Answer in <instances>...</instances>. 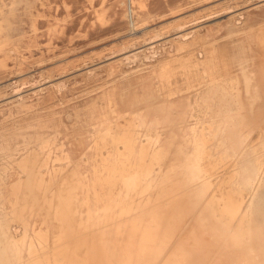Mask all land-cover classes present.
Wrapping results in <instances>:
<instances>
[{
	"label": "rangeland",
	"instance_id": "1",
	"mask_svg": "<svg viewBox=\"0 0 264 264\" xmlns=\"http://www.w3.org/2000/svg\"><path fill=\"white\" fill-rule=\"evenodd\" d=\"M131 8L137 12L132 18ZM11 10H13L12 14ZM0 19L5 27L4 34L8 37V40L0 45V64H2L0 66V73H2L0 74V123L2 122L0 130L9 138L11 137L9 140L12 142V145L7 150L5 148V151L0 147L2 149H0V161H3L0 162V168H6L8 165V169L14 168L22 177L25 171L22 170L21 165L33 153H38L44 158L45 162L42 161V165L40 163L38 165L40 164V169L45 172L46 175L43 172V177L47 178L46 181L52 177L55 179L54 174L64 169L63 167L65 169L69 167L70 164L66 162L61 149L58 148L60 146L58 143L62 141L60 137L72 133L75 122L77 120L79 122L82 114L89 113L88 107L93 104H98V106L100 104L98 108L105 112L103 113L104 118L110 120V126L108 125V128L102 132L109 133L115 141L122 136L129 141L135 138L136 143V137L133 134L138 131L136 128L139 127V117L146 115L161 118L163 113H153L152 110L157 107L153 103L157 100H166L165 91L171 96L175 95L170 101L176 107L184 106L187 102L186 97H179V94L185 95V92L190 89V84L201 82L204 71H208L209 74L214 68L219 67L214 74H221V81L226 92L228 94L236 92L232 73L230 76L224 74L226 73L224 67L232 68L231 72L236 71L237 66L229 67L228 61L233 52L232 44L243 39L244 31L254 34L255 38L251 43L252 53L255 56L254 61L256 65L262 64L264 67V0H133V2L130 0H0ZM6 19L12 22V28H6ZM230 28H242L243 31L238 30L231 34L227 32ZM20 33L22 38L18 40ZM28 44L29 47L26 49L25 46ZM203 53H206L205 56ZM168 71L170 72L167 73ZM228 82L231 85L230 88ZM163 86L166 88L164 89ZM161 88L163 91L159 98L154 99L150 96L146 97V102L140 100V94L143 92L158 91ZM121 92L124 94L122 97H120ZM227 96V98L230 97V95ZM204 98L206 108L209 110L216 108V111L204 115L206 126L213 117L221 113L222 107H218L221 100L216 103L211 92ZM247 112L243 120L242 130L245 134L243 146L256 145L261 136L262 138L264 136V102H255L252 111ZM76 114L78 117H75ZM51 118L55 120L52 121ZM222 121H225V118L222 117ZM63 123L66 124V129L63 128ZM88 127L80 126L79 129L82 130L83 135H86L87 131L92 134L93 126ZM38 129L40 131H37ZM33 130L35 133L38 132V135ZM222 130L220 128L218 131L220 134H213L216 131L212 130V133L207 135L206 145L207 151L211 153L210 161H204L202 157L199 159L200 166L197 168L199 174L195 176L196 180L194 179L193 184L202 191L201 196L206 198L205 204L218 216L220 223L218 234L226 233L229 237L236 234L240 238L243 237L241 243H235V247L243 251H252L256 258H260L261 252L255 251V247L249 244L248 234L244 231L243 225L246 222L250 223L252 217H257L264 225V191L258 201V207L261 209L259 214L257 212L252 214V209L246 206L249 198L247 193L239 194L237 201L239 204L233 205L228 204L220 193L206 191L208 184H211L206 177L208 173L211 174L212 180L224 181L231 174L238 160V150L223 156L225 150L231 146V142L225 140L222 145H217L219 140L225 138ZM117 131L121 133L118 136ZM151 131L152 129L144 133L145 136L141 138L146 141L154 138ZM51 134H54L53 139ZM164 134L166 135L165 132ZM181 134L185 135V133ZM181 134L178 135V140L181 139ZM29 138L30 140L27 141ZM201 141L202 138L200 140L198 138L199 152L203 149ZM42 147L45 148L42 149ZM237 148H241L240 145ZM87 150L89 153L81 157L82 166L89 163L87 161L92 151L91 142L87 144ZM18 157H22L23 162L17 159ZM45 157L48 160H45ZM150 161L151 157L141 162L142 169L137 170L133 181L136 184H132V187L139 190L141 195H145L146 189L150 186L148 181ZM153 162L155 164L158 159L152 160L151 167L154 166ZM165 163L166 160L163 166ZM91 178L92 174H90ZM139 179L145 181L139 182ZM7 180V185L13 184L8 178ZM90 182L92 183V180ZM146 182L149 185L145 187ZM85 208L86 206L81 209L83 215L79 216V220L85 224L79 226L85 228L87 225L86 228H89L90 224L87 222L93 219ZM226 208L233 209L227 210ZM91 211L94 212V209ZM43 219L44 215L35 214L32 217L34 226L36 228L42 226L43 224L40 223ZM6 222L10 225L8 228L11 234H20L23 228L22 223L11 213L7 215ZM48 222L50 227L48 233L50 241L48 242L52 247L61 244V241L55 243L52 241L56 234V225L52 227V222ZM192 225L193 213L190 212L183 216L167 244L185 236L189 226ZM104 227L107 228L109 225ZM262 229L264 230L263 226ZM212 245V248L220 247L218 242ZM168 250L169 247L163 249L161 253L163 258L157 264L164 263L163 259ZM206 260L210 262L211 258H206ZM139 263L138 257L130 262V264Z\"/></svg>",
	"mask_w": 264,
	"mask_h": 264
},
{
	"label": "bare ground",
	"instance_id": "2",
	"mask_svg": "<svg viewBox=\"0 0 264 264\" xmlns=\"http://www.w3.org/2000/svg\"><path fill=\"white\" fill-rule=\"evenodd\" d=\"M130 12L131 18L137 13L133 8ZM5 22L7 29L12 28V22L7 19ZM32 26L34 28V24ZM238 30H242V28H230L227 32L234 34ZM4 31L5 27L0 22V45L8 40ZM244 32L242 40L232 42L233 52L230 60L227 59L229 67L237 66L236 71L231 72L232 68L224 67L226 70L224 74L230 76L232 73L236 92L232 94L226 92L221 81V74H214V71H218L216 69L219 67L213 69L212 65L213 70L209 74L208 71H204L205 74H203L201 82L190 84V89L185 92V95L178 93L179 97H186L187 102L184 106L176 107L170 101L174 99L175 95L171 96L165 91L166 100L155 101L153 104L157 107L152 110L153 113H163L164 115L161 118L146 115L139 117V127L136 128L138 131L134 133L131 129L137 144L135 138L129 141L126 137L119 136L115 141L109 136V133L102 132L108 128L110 120L104 118L103 113L105 112L98 108L100 104L99 106L93 104L88 107L90 112L82 114L79 117V122L78 120L75 122L72 133L60 137L62 141L58 143L60 145L58 148L61 149L64 156L62 157L71 167L64 165L67 168L63 167L64 169L57 171L58 173L54 174L55 179L48 175L47 177L50 179L46 181L47 178L43 177L44 171L40 169V166L44 158L38 153L30 154L24 160L25 163L21 165L22 170L25 171L23 177L14 168L8 169V165L6 168H0V264H130L131 260L137 257L139 264H157L163 258L161 257L163 249L168 247L169 250L164 256L163 264H205L208 262L206 258H211L208 264H264V230L262 229L264 225L259 219L252 217L250 223L246 222L243 225L244 231L248 234L249 244L255 247V251H260L262 254L260 258H256L252 251H243L239 250V247H235V243H241L243 237L240 238L236 234H233V237H229L226 233L218 234L219 218L214 210L205 204L206 198L201 196L202 191L193 184L195 176L199 174L197 171L200 166L199 159L202 157L201 159L204 161H210L211 153L207 151L206 145L207 135L211 134L212 130L216 131L213 134H220L218 131L223 128L222 134L225 135V138L219 140L217 145H222L225 140L231 142V146L225 150L223 156L238 150V160L231 174L224 181L212 180L211 174L208 173L206 177L212 185L208 184L206 191L220 193L228 204L233 205L239 204L237 202L239 194L247 193L249 198L246 206L252 209V214L260 213L258 201L264 191V136L263 138L261 136L256 145L246 144L243 146L245 134L242 129L244 128L245 113L252 111L255 102H264V67L262 64L256 65L254 61L255 56L251 48V43L255 38L254 34L250 31ZM21 38L22 34L20 33L18 40ZM28 47L29 44L25 46L26 49ZM6 58L8 57L6 56ZM162 91L161 88L158 91L143 92L140 94V100L146 102L150 96H153L154 99L159 98ZM207 91L215 97L216 103L221 100L218 107L222 108L221 113L213 117L214 119L212 118L205 126L204 115L216 111V108H212L213 110L210 109L212 110L210 111L205 107L206 99L204 97L209 93ZM122 93H120V97L124 95ZM227 95L230 97L227 98ZM90 101H92L91 98ZM223 101L224 104H222ZM216 103L215 106H217ZM59 117L61 118V116ZM75 117H78L77 114ZM222 117L225 118V121L221 122ZM30 125L32 124L30 123ZM89 125L93 126L92 134L87 131V134L83 135L82 130L79 129L80 126L89 128ZM62 126L64 129L67 128L64 123ZM151 129L154 138L147 141L142 139L141 137L145 136L144 133H148ZM61 131L62 127L59 131L60 135ZM117 132H119L117 136L121 134L120 131ZM181 133H185V135ZM179 134H181L180 140L177 138ZM53 135L51 134V137ZM10 138L0 130V147L4 148V151L5 148L7 150L12 145ZM198 138L199 140L202 138V154H199L201 152H199ZM29 140L30 138L27 141ZM144 141L146 142L144 143ZM90 142L92 151L88 155V161L86 160L89 162V166L86 164L87 162L85 166H82L81 157L83 154L89 153L87 144ZM238 145L241 148H237ZM49 151L51 152V150ZM54 157L56 158V156ZM149 157H151L148 170L150 186L146 192L144 191L145 195H141L139 190L132 187V184L135 183L133 181L137 170L139 171L142 163ZM21 158L17 159L22 161ZM155 159H158V162L155 164L153 162L154 166L151 167V162ZM165 160L166 163L163 166ZM144 165L146 167V164ZM90 174H92L91 179ZM44 175H46L45 172ZM7 178L12 181V185H7ZM143 181L145 180L139 182ZM149 184L147 183L145 187ZM145 197L147 198L144 199ZM82 206H86L85 210L93 219L87 222L93 225L92 227L89 224V228H86L87 225L85 228L79 226L85 224L79 220V216L83 215ZM93 209L94 212L91 211ZM190 212L193 213V225L189 226L185 236L168 245L167 241L171 240L176 226L181 223L183 216ZM9 213L22 223L23 228L20 234H11L9 231L8 226L10 225H7L6 222ZM35 214L44 215V219L40 223L43 224V227L36 228L34 226L32 217ZM48 221L52 222V227L56 225V234L52 241L54 243L61 241V244L53 245V247L48 242L50 241ZM107 225L109 227H104ZM192 242L194 243L192 244ZM216 242L220 247L212 248V244Z\"/></svg>",
	"mask_w": 264,
	"mask_h": 264
}]
</instances>
